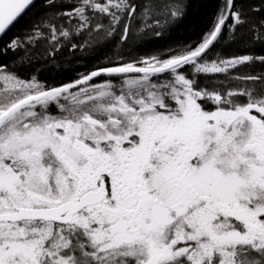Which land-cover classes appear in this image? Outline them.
Listing matches in <instances>:
<instances>
[{
    "label": "snow or ice",
    "instance_id": "obj_1",
    "mask_svg": "<svg viewBox=\"0 0 264 264\" xmlns=\"http://www.w3.org/2000/svg\"><path fill=\"white\" fill-rule=\"evenodd\" d=\"M34 3L0 0V264H264V72L231 75L264 56L213 51L245 25L264 44V0H223L194 44L128 57V21L160 37L186 0H44L4 40ZM65 19L113 55L22 78L5 54L31 65Z\"/></svg>",
    "mask_w": 264,
    "mask_h": 264
},
{
    "label": "trees",
    "instance_id": "obj_2",
    "mask_svg": "<svg viewBox=\"0 0 264 264\" xmlns=\"http://www.w3.org/2000/svg\"><path fill=\"white\" fill-rule=\"evenodd\" d=\"M186 2L188 3L186 14L179 23L167 28L160 37H153L145 30L144 33L140 34L141 39H138L137 21H128L132 36L125 45H119L124 56H147L155 54L159 49L175 48L182 44H194L199 40L211 26L223 0H186ZM253 2L254 0H237V3H243L245 6ZM43 3L44 0H37L28 13L12 28L8 36L4 37V40L17 33L19 29L26 27L30 18L38 17L42 12L48 11V9L41 7ZM70 10L71 8L67 3L61 4L59 8L61 13ZM62 23L66 30L72 32V35L67 39L61 37L60 45L56 46L54 50V42L46 34V38L41 39L38 44L29 49L31 65H29L27 58L23 60V66H21L22 61L19 56L12 58V53L5 54L8 57L9 65L18 69V74L22 78L29 77L35 70V74L46 84L68 82L69 79H74L80 73L89 71L99 61H103L105 54L113 55L114 41L106 43L102 35L95 36L94 34V38H90L87 34H77L72 28V21L68 19ZM237 31L238 34H241L238 39L231 43L221 42L215 46L213 51H219L224 58L238 55L264 56V44L253 40L247 25ZM90 39L92 42L86 43ZM142 40L144 42H141ZM73 44H76L77 47L73 48ZM80 45L84 46L80 47ZM260 72H264V65L255 62V64L240 66L239 70H233L231 75L242 76L259 74ZM206 79H212L219 83L225 80V77L215 75ZM234 86H239L238 82Z\"/></svg>",
    "mask_w": 264,
    "mask_h": 264
},
{
    "label": "flooded vegetation",
    "instance_id": "obj_3",
    "mask_svg": "<svg viewBox=\"0 0 264 264\" xmlns=\"http://www.w3.org/2000/svg\"><path fill=\"white\" fill-rule=\"evenodd\" d=\"M257 62H259V61H257ZM254 64H255V63H254ZM200 79H201V81H205V80H206V78L203 77V76H201Z\"/></svg>",
    "mask_w": 264,
    "mask_h": 264
},
{
    "label": "rangeland",
    "instance_id": "obj_4",
    "mask_svg": "<svg viewBox=\"0 0 264 264\" xmlns=\"http://www.w3.org/2000/svg\"><path fill=\"white\" fill-rule=\"evenodd\" d=\"M232 72H233V71H232ZM232 72H231V73H232ZM215 75H216V76H224V74H215ZM215 75H214V76H215ZM224 77H225V76H224Z\"/></svg>",
    "mask_w": 264,
    "mask_h": 264
},
{
    "label": "water",
    "instance_id": "obj_5",
    "mask_svg": "<svg viewBox=\"0 0 264 264\" xmlns=\"http://www.w3.org/2000/svg\"><path fill=\"white\" fill-rule=\"evenodd\" d=\"M37 0H35V2H36Z\"/></svg>",
    "mask_w": 264,
    "mask_h": 264
}]
</instances>
